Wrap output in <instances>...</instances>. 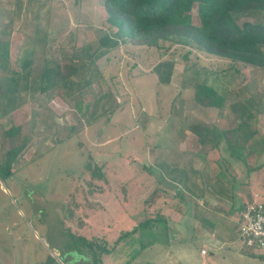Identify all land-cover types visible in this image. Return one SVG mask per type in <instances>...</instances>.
<instances>
[{
  "label": "rangeland",
  "instance_id": "obj_1",
  "mask_svg": "<svg viewBox=\"0 0 264 264\" xmlns=\"http://www.w3.org/2000/svg\"><path fill=\"white\" fill-rule=\"evenodd\" d=\"M103 2L0 0V66L7 68L0 71V163L5 152L25 142L12 175L0 178V264L46 263L55 250L62 259L78 248L86 251L83 245L94 255L92 264H129L135 256L133 264L144 258L187 264L181 259L185 250L197 264L200 250L207 251L205 264H245L234 241L236 210L251 201L264 203V151L257 142L247 143L251 150L243 164L229 157L223 143L220 149L202 148L185 126L233 128V106L249 98L254 108L249 130L264 138V68L186 46L164 53L120 42L96 62L99 74L89 87L71 95L59 87L40 93V61L50 52L45 54L37 36L46 38L52 55L60 48L66 53L72 46L95 45L101 32L116 31ZM196 12L194 6L187 16L193 25L199 24ZM233 18L239 26L264 22L255 12ZM27 52L32 60L27 88L5 114V79L21 71ZM163 61L172 63L168 85L158 84L154 73ZM199 81L224 97L221 107L193 100ZM87 160L100 168L102 179L90 174ZM160 163L169 169L161 170ZM172 168L186 171V184H179L180 172L170 174ZM210 220L214 234L232 228L234 242L212 249L209 236H199L212 230L206 228ZM104 248L108 252L98 255Z\"/></svg>",
  "mask_w": 264,
  "mask_h": 264
},
{
  "label": "trees",
  "instance_id": "obj_2",
  "mask_svg": "<svg viewBox=\"0 0 264 264\" xmlns=\"http://www.w3.org/2000/svg\"><path fill=\"white\" fill-rule=\"evenodd\" d=\"M103 6L107 14V22L110 27L116 28V31L113 33L100 31L95 45L77 48L72 46L66 53L64 48H60L56 49L52 55L53 51H50V48L48 51L46 48V38L37 36L44 43L45 54L50 52L49 57L43 55L40 61L37 80V90L40 93H47L59 87L65 90L67 95H71L89 87L93 76L99 74L96 71V62L120 42H131L134 45L145 46L147 49L154 48L155 51L164 53H168L169 49L176 45L186 46L205 52L207 55L228 59L232 63L240 62L254 68H264V53L262 52L264 22H246L239 26L233 18V14L241 12H255L264 16V0H104ZM194 6L197 10L198 25H193L187 20ZM124 39L128 41H123ZM60 52L63 56L58 59ZM24 55L21 61V71H12L11 76L5 79L2 97L4 100L2 111L5 114L15 107V98H19L20 89L26 90L28 85L32 60L30 53L27 52ZM183 58L185 59L186 55ZM171 69V62L158 63L154 68L158 84L168 85ZM11 77L13 78L12 83L10 82ZM193 100L202 107L219 108L223 104L224 97L218 94L213 87L208 86L205 81H199L193 88ZM252 105L249 98L238 100L233 106V110L237 113V124L227 130L197 124L185 127L197 137V143L202 148L208 145L210 148L220 149V144L223 143L229 157L245 164V158L251 150L249 144L257 142L261 147L260 153L264 151V138L259 139L255 130H249L250 125L248 124L254 119ZM16 128L19 132L20 127L16 126ZM247 143L249 144L246 146ZM24 145L25 142L5 152V160L0 163V178H8L12 175L11 165ZM85 167L90 170L91 175L99 179L103 178L100 168L92 161L87 160ZM158 167L164 171L169 169L167 163H160ZM261 167L262 165H258L254 168ZM250 170L252 169H248V172ZM169 171L170 174L180 172L182 177L179 184H186L185 170L177 171L172 168ZM177 196L182 199L181 192L180 194L178 192ZM244 207L245 204L239 206L236 211H241ZM147 222L150 221H143V224ZM143 224L138 226L141 228ZM135 228L131 232L135 231ZM127 234L128 232L122 233L113 244H117L120 238ZM83 246L88 251L87 245ZM98 252L99 255L108 251L104 248ZM258 255L264 260V254Z\"/></svg>",
  "mask_w": 264,
  "mask_h": 264
},
{
  "label": "crops",
  "instance_id": "obj_3",
  "mask_svg": "<svg viewBox=\"0 0 264 264\" xmlns=\"http://www.w3.org/2000/svg\"><path fill=\"white\" fill-rule=\"evenodd\" d=\"M1 70L3 72V74L6 72L5 66L1 65L0 66ZM2 81V79H1ZM251 199V197H250ZM167 220V219H166ZM232 221V220H231ZM215 223H213V221H206V228L208 229H212L209 231H205V233H201L202 235L201 238H206V236H209V238L206 239L207 243L211 246L212 249H221L223 246L229 244L230 242L233 243L234 241L237 240L236 236H235V240L233 241V230L232 228L229 227V229H225V230H217V232L215 231L216 234H214V225ZM208 232V233H207ZM209 234V235H206ZM205 236V237H204ZM226 236L230 239L227 243H226ZM185 249V248H184ZM200 250V256H201V264H205L206 263V255H207V251L205 250V254L202 255ZM187 251L185 250L184 253L181 256V259L183 262H186L187 264H197L196 260H192L191 259V255L186 253ZM64 253V252H63ZM96 253V252H95ZM240 253L241 255V260H243V262H245V264H254V262L260 261L259 255L257 253H248V252H244L243 250L240 249ZM86 253V251H83L81 248H78L76 250L73 251V255L70 257L64 256L62 259H59V252L57 250L54 251L53 253V257H51L49 262L46 263H41V264H92V259L91 256L88 255ZM101 255V254H99ZM240 257V255H238ZM237 256V257H238ZM136 256L134 257V260L130 261L129 264H133L131 262L135 261ZM150 260L151 262L147 261ZM154 259H143V263L142 264H155L154 263ZM104 264H111V262L108 260L107 262H105ZM213 264V262H212Z\"/></svg>",
  "mask_w": 264,
  "mask_h": 264
},
{
  "label": "built area",
  "instance_id": "obj_4",
  "mask_svg": "<svg viewBox=\"0 0 264 264\" xmlns=\"http://www.w3.org/2000/svg\"><path fill=\"white\" fill-rule=\"evenodd\" d=\"M237 213V240L240 249L264 254V203L251 201ZM201 254L204 255L205 251L202 250Z\"/></svg>",
  "mask_w": 264,
  "mask_h": 264
}]
</instances>
